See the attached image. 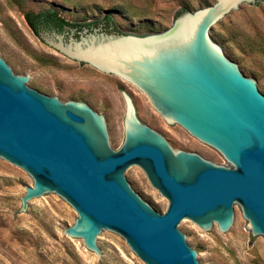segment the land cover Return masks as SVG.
<instances>
[{
	"label": "water",
	"instance_id": "95a60500",
	"mask_svg": "<svg viewBox=\"0 0 264 264\" xmlns=\"http://www.w3.org/2000/svg\"><path fill=\"white\" fill-rule=\"evenodd\" d=\"M182 1L186 10L168 28L154 20L139 25L129 8H103V17L125 21L132 34L82 27L38 35L59 54L136 86L174 129L229 165L182 149L161 123H150L131 90H122V137L116 103L106 116L97 94L65 100L40 92L0 48V158L32 178L20 210L40 196H61L77 213L62 234L81 238L106 264L102 241L110 230L145 264H206L195 235L184 230L191 221L215 236L237 235L243 216L251 235L264 238L263 78L217 31L264 0H215L198 9ZM138 168L167 199L164 212L131 177Z\"/></svg>",
	"mask_w": 264,
	"mask_h": 264
},
{
	"label": "rangeland",
	"instance_id": "374dc122",
	"mask_svg": "<svg viewBox=\"0 0 264 264\" xmlns=\"http://www.w3.org/2000/svg\"><path fill=\"white\" fill-rule=\"evenodd\" d=\"M193 1L197 9L215 2ZM48 7L76 23L100 21L103 8H129L139 25L154 20L168 28L183 8L182 0H0V48L17 72L28 75L27 82L40 92L65 100H89L85 92L97 94L103 100L99 108L106 116L116 103L121 113L122 137V90L129 95L131 90L147 105L150 123L154 127L161 123L165 133L181 143L182 149L197 150L229 165L219 152L202 145L184 128L174 129L136 86L59 54L52 44L36 35L24 14ZM112 22L120 32L132 34L126 31L130 27L125 21ZM94 27L97 32L105 29L101 23ZM217 31L232 44L230 48L251 75H262L264 86V4L260 8L246 5ZM131 177L158 200L164 212L167 199L149 183L143 171L138 168ZM31 184L27 172L0 158V264H106L81 238L62 234L77 213L61 196H40L26 210H20L25 186ZM184 230L195 235L197 252L206 264H264V238L259 242L257 236L251 235L243 216L237 235L219 230L215 236L192 221ZM102 246L107 264H145L111 230Z\"/></svg>",
	"mask_w": 264,
	"mask_h": 264
},
{
	"label": "trees",
	"instance_id": "16d2710c",
	"mask_svg": "<svg viewBox=\"0 0 264 264\" xmlns=\"http://www.w3.org/2000/svg\"><path fill=\"white\" fill-rule=\"evenodd\" d=\"M183 10L186 9L182 8L178 11V13ZM24 18L36 35H38L39 30L51 29H55L56 31L61 32L69 30L70 28H74L75 32H77L78 30L82 29V27L92 28L99 23H101L108 30L112 29V31L120 32V30H118V28L113 24L112 16L110 14H105L103 19H101L100 21L76 23L66 20L63 16H61L57 9L48 7L37 12L27 11L24 14Z\"/></svg>",
	"mask_w": 264,
	"mask_h": 264
},
{
	"label": "flooded vegetation",
	"instance_id": "af4514ba",
	"mask_svg": "<svg viewBox=\"0 0 264 264\" xmlns=\"http://www.w3.org/2000/svg\"><path fill=\"white\" fill-rule=\"evenodd\" d=\"M196 152V151H195ZM198 153V152H197Z\"/></svg>",
	"mask_w": 264,
	"mask_h": 264
}]
</instances>
